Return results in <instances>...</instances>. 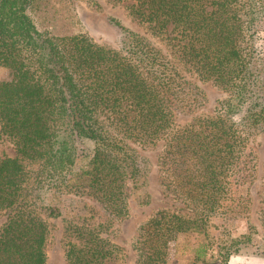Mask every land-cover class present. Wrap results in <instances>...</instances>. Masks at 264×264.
<instances>
[{
    "label": "trees",
    "instance_id": "trees-1",
    "mask_svg": "<svg viewBox=\"0 0 264 264\" xmlns=\"http://www.w3.org/2000/svg\"><path fill=\"white\" fill-rule=\"evenodd\" d=\"M109 1L123 2L143 29L108 15L119 47L40 28L32 15L39 0H0V65L10 71L0 80V138L15 147L14 156L0 154V264H46L47 218L61 214L46 200L72 192L110 217L97 219L85 203L73 211L66 264H111L119 247L107 232L111 216L127 213V186L139 203L150 198L151 163L139 146L165 141L167 187L193 212L161 207L143 222L137 264H166L170 239L203 230L228 197L229 176H253L243 144L264 132V0ZM199 81L223 97L214 113L176 125L177 114L204 104ZM219 254L227 264L229 251Z\"/></svg>",
    "mask_w": 264,
    "mask_h": 264
},
{
    "label": "rangeland",
    "instance_id": "rangeland-1",
    "mask_svg": "<svg viewBox=\"0 0 264 264\" xmlns=\"http://www.w3.org/2000/svg\"><path fill=\"white\" fill-rule=\"evenodd\" d=\"M99 7L89 0H39L32 10V15L40 28L55 34L76 32L87 33L94 41L119 47L122 39L121 31L108 20L113 15L123 20L133 29L143 31L127 14L122 3L109 0H95ZM257 44L264 48V31L259 32ZM10 77L8 68L0 65V80ZM205 94L204 104L193 114H177L176 125H184L196 116L214 113L224 93L211 81H199ZM164 140H159L149 147H140L150 160L147 188L150 192L148 203L137 201L138 190L127 186V213L120 217H112L108 236L119 247L117 258L111 264H137L136 238L139 227L161 207L181 213L192 214L193 207L174 195L167 187L168 179L160 168V154ZM243 149L250 154L253 164V176L249 180L236 181L229 176L228 197L212 214L205 228L201 231L177 233L167 247L166 264H223L219 251L228 250L230 257L227 264H264V132L258 136H248ZM0 154L15 155V147L6 137L0 138ZM62 199L48 198L46 201L58 204L61 214L48 217L49 232L45 244L46 264H66V222L69 216L83 203L89 205L99 220L110 215L94 198L84 193H65ZM247 197L250 199L247 200ZM247 200V201H246ZM86 206V208H88ZM89 209V208H88ZM7 211H0V227L5 222ZM250 225L255 226V228ZM251 240L241 237L249 233ZM236 240L240 241L234 243ZM206 243L204 257H196L198 248Z\"/></svg>",
    "mask_w": 264,
    "mask_h": 264
}]
</instances>
